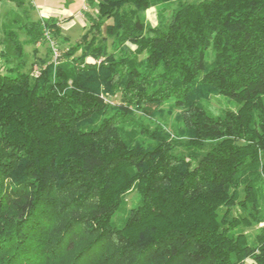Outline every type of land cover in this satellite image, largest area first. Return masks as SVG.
Instances as JSON below:
<instances>
[{
	"label": "trees",
	"instance_id": "obj_1",
	"mask_svg": "<svg viewBox=\"0 0 264 264\" xmlns=\"http://www.w3.org/2000/svg\"><path fill=\"white\" fill-rule=\"evenodd\" d=\"M2 1L0 264H264V0Z\"/></svg>",
	"mask_w": 264,
	"mask_h": 264
},
{
	"label": "rangeland",
	"instance_id": "obj_2",
	"mask_svg": "<svg viewBox=\"0 0 264 264\" xmlns=\"http://www.w3.org/2000/svg\"><path fill=\"white\" fill-rule=\"evenodd\" d=\"M198 1L200 0H178L176 2V6L183 3H195ZM23 9H26V15L30 20H37L41 17H53L58 19L61 29V36H59V39H56V41L53 42L54 46L51 47L50 45V47L52 52L53 49H55L59 56L69 45L78 41L80 36L84 33L83 26L88 25L87 21H85L84 14L91 13L93 11L85 0H25ZM11 10L15 11L16 8L12 4L5 3L4 1L0 0V24L9 17L8 12ZM157 14V10L154 8H151L146 12L147 20L153 26L156 25ZM21 38L24 39L25 37L22 35ZM63 39H66L65 42ZM48 42H50V40H48ZM37 47L39 50L38 57L43 58L46 53V47L41 45H38ZM25 50L28 53V56L30 55L31 61V59L34 57L32 54V47L26 45ZM51 59L54 60L53 54ZM1 63L2 62L0 60V71ZM37 67L38 65H34L33 68L36 69ZM118 100V96L114 99H111L113 103H117ZM226 107L229 108L231 105L228 104L225 99L217 97L212 100L210 108L214 112H218L222 109H225ZM133 199L134 195L132 193L127 196L129 205L133 204ZM116 220L120 221L121 216L117 215Z\"/></svg>",
	"mask_w": 264,
	"mask_h": 264
},
{
	"label": "built area",
	"instance_id": "obj_3",
	"mask_svg": "<svg viewBox=\"0 0 264 264\" xmlns=\"http://www.w3.org/2000/svg\"><path fill=\"white\" fill-rule=\"evenodd\" d=\"M46 37H47L48 40H50V39H49V34H48V32H46ZM50 45H51V47L54 46V44H53L52 41H50ZM58 56H59V55H58L57 51H56L55 49H53V58H54L53 61H56V59L58 58Z\"/></svg>",
	"mask_w": 264,
	"mask_h": 264
}]
</instances>
